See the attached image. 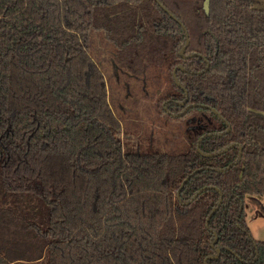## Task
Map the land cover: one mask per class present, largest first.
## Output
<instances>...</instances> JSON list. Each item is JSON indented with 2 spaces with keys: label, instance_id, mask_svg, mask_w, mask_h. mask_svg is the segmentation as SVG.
I'll return each instance as SVG.
<instances>
[{
  "label": "trees",
  "instance_id": "obj_1",
  "mask_svg": "<svg viewBox=\"0 0 264 264\" xmlns=\"http://www.w3.org/2000/svg\"><path fill=\"white\" fill-rule=\"evenodd\" d=\"M208 1L0 0V264H264V8ZM93 30L168 69L184 149L127 144Z\"/></svg>",
  "mask_w": 264,
  "mask_h": 264
},
{
  "label": "rangeland",
  "instance_id": "obj_2",
  "mask_svg": "<svg viewBox=\"0 0 264 264\" xmlns=\"http://www.w3.org/2000/svg\"><path fill=\"white\" fill-rule=\"evenodd\" d=\"M254 3L256 7L264 8V0H253ZM90 50L95 61L105 72L110 103L122 120V136L127 144L142 141L148 146V150L159 147L167 151L184 149L188 143V120L169 119L157 106L159 98L170 90L166 88L169 86L168 69L150 64L140 75L121 71L122 68L114 60V49L101 30L91 32ZM137 132L141 138L135 134ZM246 216L253 236L264 240V195L247 196ZM15 264L45 263L32 261Z\"/></svg>",
  "mask_w": 264,
  "mask_h": 264
},
{
  "label": "flooded vegetation",
  "instance_id": "obj_3",
  "mask_svg": "<svg viewBox=\"0 0 264 264\" xmlns=\"http://www.w3.org/2000/svg\"><path fill=\"white\" fill-rule=\"evenodd\" d=\"M110 44L112 45V47H113V49H114V60H115V56H116V51H115V46L110 42ZM181 52V51H180ZM181 55V54H180ZM181 56H185V52H184V54L183 55H181ZM188 56V55H187ZM119 66V65H118ZM120 68H122L121 66H119ZM154 67H159V66H154ZM178 68H182V69H184L183 67H182V65H178L175 69H174V75H175V72H176V70L178 69ZM121 71H129V72H131L129 69H125V68H122V70ZM132 74H134L133 72H131ZM134 75H139V74H134ZM178 79H176V81H177ZM178 82V81H177ZM166 88H168V86L166 87ZM187 100L188 99H186L185 101H181V102H178L180 105H185V103L187 102ZM157 106L159 107V100H158V103H157ZM160 108V107H159ZM164 108H165V110H168V107L167 106H164ZM190 109V105H186V108L184 109V111H183V113H186L188 110ZM115 111V110H114ZM162 112V111H161ZM117 114V113H116ZM118 115V114H117ZM174 115H179V114H174ZM121 119V118H120ZM196 124H194V123H191V124H189L188 125V129L189 130H192V129H194ZM137 130H139V129H137ZM136 135H138L140 138H141V136H140V133H135ZM201 139L202 138H200V140H199V142H198V148H199V145H200V141H201ZM142 142V141H141ZM144 143V142H143ZM235 145V144H234ZM242 148V147H241ZM240 156H241V152H240Z\"/></svg>",
  "mask_w": 264,
  "mask_h": 264
},
{
  "label": "water",
  "instance_id": "obj_4",
  "mask_svg": "<svg viewBox=\"0 0 264 264\" xmlns=\"http://www.w3.org/2000/svg\"><path fill=\"white\" fill-rule=\"evenodd\" d=\"M205 7H206V9H209V1L208 0H206V2H205ZM188 42H189V38L187 39V43H186V45L188 44ZM186 45L182 48V50H181V52H180V54L181 55H183L184 54V52H185V50H186ZM234 146V144H231L228 148H226V149H224V150H222V151H220V152H218V153H221V152H223V151H226V150H228L229 148H231V147H233ZM214 154H216V153H214ZM214 154H208V155H214ZM198 170H195L192 174H190L187 178H186V180L185 181H187L190 177H191V175H193L194 173H196ZM207 188H209L208 186L207 187H204L203 189H201V190H199L196 194H195V196H194V198H196L197 196H198V194L199 193H201L204 189H207ZM221 201H222V198H221ZM220 201V202H221ZM220 204V203H219ZM217 208H215V210H216ZM214 210V211H215ZM218 255L216 256V257H219V255H220V252H221V250L220 249H218Z\"/></svg>",
  "mask_w": 264,
  "mask_h": 264
}]
</instances>
